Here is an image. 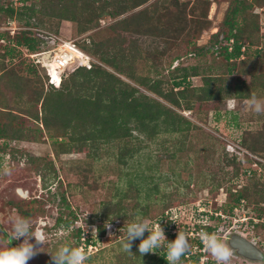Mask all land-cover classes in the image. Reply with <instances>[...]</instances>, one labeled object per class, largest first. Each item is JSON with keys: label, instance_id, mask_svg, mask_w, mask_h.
Wrapping results in <instances>:
<instances>
[{"label": "rangeland", "instance_id": "1", "mask_svg": "<svg viewBox=\"0 0 264 264\" xmlns=\"http://www.w3.org/2000/svg\"><path fill=\"white\" fill-rule=\"evenodd\" d=\"M8 1L16 8L20 7L19 9L30 4L28 1L23 5L19 0H0V4L5 6ZM194 1L178 0V3L187 5L184 9L182 6L175 8L174 0H160L158 16H161L148 27L154 29L153 36L130 34L129 31L110 27L136 13L137 9L115 18L104 16L94 29L83 34L77 33L78 26L75 23L58 19H51L48 24L40 27L34 26L47 34L76 43L80 51L98 64V59L85 52L81 46L88 45L91 39L99 43L119 34L127 41L134 40L139 47V57L143 58L136 60L134 66L137 77L144 80L149 78L152 82L164 81L171 63L172 67L179 65L188 69L195 68L200 76L189 78L191 86H202L201 77H220L222 83H218L216 87L222 88L223 96L208 103L193 98L191 103L194 105L190 110L171 106L195 126L189 132H164L152 141L140 135L137 139L103 145L102 151L97 155L90 154L87 158L85 153L63 152L62 147L55 145L50 134L41 128L40 122H31L24 116L25 123L20 130L27 132L30 129L29 139L0 140V225L15 241V246L22 243L23 238L15 240L12 234V221L20 215L9 203L21 199H36L32 207L27 203L20 206L24 205L25 209L34 208V211L31 210L35 212L31 221L33 229L42 228L48 234V242L27 264H54L49 253L55 252L60 246H73L75 240L72 232L77 228L81 230L79 247L85 249L89 258L85 264H120L125 252L135 257L137 264H167L163 255L166 243L154 249L155 254L140 255L139 259L135 256L139 239L133 242L131 253L124 250L126 226L137 216L147 219L150 228L153 224L160 223L167 239L170 235L174 236L172 241L176 239L178 232H183L188 236L189 243H193L191 240L205 231L200 226L211 227L212 233L217 234L231 252L229 264H264V261H249L238 256L227 244L230 235L240 234L264 254V229L259 224L255 225L259 211L264 212V111L256 113L245 104L246 100L255 96L264 105V7L253 6L252 13L259 15V31L250 39L252 42L249 41V48L243 57L234 62L232 73L226 75L223 58L213 53L215 47L211 45L218 37L221 39L224 20L233 10L234 2L206 0L207 19L211 25L198 35H188L186 31L192 27V20L200 17L204 9L203 3ZM8 22L4 13L0 12V33L9 32L14 35L21 29H27L23 25L24 19L21 23ZM160 27L167 30V36H157ZM0 42L5 44V40ZM38 44V50L40 47V51L46 48ZM39 53L41 52L30 57L44 61L45 58ZM176 57L180 59L176 60ZM0 63L6 69L12 65L26 68L28 61L25 63L22 58L0 57ZM102 66L113 72L109 67ZM35 69L37 75L44 78L46 71L42 69V65ZM70 72L72 71L63 72L62 78ZM51 74L55 77L53 71ZM117 76L137 87L125 77ZM55 81L56 78L53 82ZM236 86L242 89V98L225 95L228 87L234 90ZM162 87L170 88V80ZM140 91L145 92L141 87ZM147 94L166 105L156 95ZM230 98L236 101L232 108L227 104ZM12 101L7 103L13 106ZM17 102L22 109L30 107L24 98ZM183 134L187 137H183ZM64 141L67 142L68 139L65 138ZM131 141L133 146L137 145L138 151L127 164H120L119 147ZM250 148L256 151L252 152ZM172 153L173 158L170 157ZM233 158H236L234 162ZM130 180L133 186L129 185ZM214 180L220 182L218 189H215ZM254 180L261 184L260 192L245 198L229 214L224 208L225 204L232 203L235 195L243 189L253 191ZM63 193L69 208L62 211H73L77 220L68 230H45V227L49 228L54 224V219L61 210L60 198ZM123 193L127 195L121 203L124 219L118 221L120 224L104 219L100 214L104 203H116L117 195ZM135 204L138 206L134 211ZM41 211L43 212L40 214ZM167 219L171 222L166 226ZM106 222L111 223V235L104 227ZM86 226L88 232L84 234ZM93 226L104 228V234L100 236L97 232L91 235ZM147 236L146 231L144 238ZM86 240L90 242L86 244ZM30 242L35 243L34 239ZM10 243L11 240L3 238L0 233V249L9 247ZM204 251V246L202 249L196 245L191 246L187 256L179 264H192L191 256L194 257L198 252L216 264L215 259ZM203 260L201 258V264Z\"/></svg>", "mask_w": 264, "mask_h": 264}, {"label": "trees", "instance_id": "2", "mask_svg": "<svg viewBox=\"0 0 264 264\" xmlns=\"http://www.w3.org/2000/svg\"><path fill=\"white\" fill-rule=\"evenodd\" d=\"M28 1L30 4L23 9L14 7L10 1L5 6L0 4V12L4 13L9 22L21 23L24 19L23 25L27 28L19 30L14 35L9 32L0 33V40H5L4 45L0 42L2 50L0 57L22 58L25 63L28 61L26 68L12 65L6 69L0 63V140L29 139L31 130L28 129L27 132L20 130L25 123L23 117L27 116L31 122H40L41 128L50 134L49 137L54 139L55 145L62 147L63 152L85 153L87 158L90 154L97 155L102 151L101 146L103 145L137 139L140 135L152 141L158 134L164 132H189L195 126L173 108L190 110L194 105L191 103L193 98L199 102L208 103L217 101L223 96L222 88L216 87L218 83H222L220 77H201L202 86L192 87L189 78L200 76L195 68L188 69L179 67V65L172 67L171 63L164 81L152 82L149 78L144 80L137 77L134 66L136 60L143 58L139 57V47L134 40L127 41L119 34L99 43L91 39L88 45H82L81 48L96 57L100 63L90 62L87 66L74 68L61 79L59 86L55 87L48 83V76L45 72L44 78L37 75L35 67L40 65V58L30 57L34 53L41 52V47L38 50V43L42 45L48 42L49 46L55 43L49 34L41 31L40 28H35L36 26L40 27L48 24L51 19H58L75 23L78 26L77 33L83 34L94 29L104 16L115 18L137 9L136 13L110 27L129 31L130 34L153 36L154 29L148 27L161 16H158L160 0H19L23 5ZM195 1L203 3L204 9L200 17L192 20V27L190 26V29L186 31L188 35L191 33L198 35L211 25L207 19L208 3L206 0ZM233 2V10L223 23L224 33L222 32L221 39L218 37L211 45L215 47L213 53L223 58L226 75L232 73L234 62L243 57L249 48L250 39L259 31V15L252 13L253 6L264 7V0H233ZM173 5L175 8L182 6L185 9L187 7L183 3H178V0H174ZM158 30L157 36H167V30L161 27ZM183 32L184 30L181 31ZM178 59L180 57H176V60ZM102 64L112 69L114 73L106 70ZM42 69L44 70L43 67ZM23 71L25 73H22ZM116 74L132 81L137 87L128 84ZM169 80L170 88L162 87ZM140 87L145 92L162 99L166 105L151 98L147 92L140 91ZM229 87L225 91L226 96L234 95L242 98V89L239 86H236L234 90ZM21 98H24L30 107L22 109L17 102ZM9 100L13 102V106L7 103ZM37 130L42 132L38 127ZM183 137L187 136L183 134ZM65 138L68 139L67 142L64 141ZM128 144L119 147L118 161L120 164H127L138 151L137 145L133 146L132 141ZM250 150L256 151L251 148ZM170 157L173 158L174 153ZM234 159L236 158H233V162ZM130 182L131 180L129 185L133 186ZM215 182V189H218L220 182ZM252 186L253 191L243 189L235 195L232 203L225 204L224 208L229 214H232L234 208L240 206L245 198L260 192L261 184L258 181L254 180ZM125 196L127 195L124 193L117 195L116 203H104L101 216L114 223L122 221L125 213L121 203ZM35 200L21 199V201H10L9 204L19 213L20 217L27 218L31 222L35 213L34 208L25 209L24 205L20 206V204L27 203L26 205L32 207ZM60 201L61 210L54 219V224L49 228L45 227V230H68L77 220L73 211L67 213L62 211L69 208L64 193L61 194ZM137 206L135 204L134 211ZM110 211L112 213L108 214L107 212ZM263 213L262 210L259 211L255 225L259 224V227L264 229ZM170 222V219H167L166 226ZM200 227L209 234L213 232L211 227L205 225ZM97 229L98 234L102 236L105 229L101 227ZM0 233L3 238L11 240L9 247H15V241L1 225ZM72 233H74L75 244L64 246L79 247L80 228ZM173 238L174 236L170 235L167 240L172 242ZM192 241L191 246L196 245L198 248H203L199 237ZM85 242L88 244L90 241ZM124 255V260L120 264H137L135 257L129 256L126 252ZM163 255L166 256V251ZM135 256L138 259L140 257L138 248ZM184 256L181 259H184ZM201 258L204 259L202 264H215L212 259H205L201 252L196 253L194 257L191 256L193 259L191 263L201 264Z\"/></svg>", "mask_w": 264, "mask_h": 264}, {"label": "clouds", "instance_id": "3", "mask_svg": "<svg viewBox=\"0 0 264 264\" xmlns=\"http://www.w3.org/2000/svg\"><path fill=\"white\" fill-rule=\"evenodd\" d=\"M227 104L229 108H232L236 101L230 98ZM245 104L256 113L264 111V105L255 96H251L245 101ZM149 223L147 219L137 216L135 220L127 224L123 243L124 250L131 253L133 242L139 239L138 252L143 256L148 253H154V249L160 248L166 243V256L164 258L167 264H179L181 257L186 255L191 248L188 236L183 232H178L176 239L169 242L160 223L153 224L151 228ZM104 227L109 230L111 235V223L106 222ZM146 231L148 236L144 238ZM87 232L88 227L86 226L84 234ZM97 232L98 229L93 226L91 235L97 234ZM12 234L15 240L23 238V241L15 247L10 246L0 249V264H27L30 259L41 252L40 249L48 242V234L42 228L33 229L29 219L19 216L12 221ZM199 238L205 251L215 259L216 264H229L231 252L218 238L217 234L201 231ZM33 239L35 243L30 242ZM49 256L54 264H85L88 259L83 247L60 246L55 252L49 253Z\"/></svg>", "mask_w": 264, "mask_h": 264}, {"label": "built area", "instance_id": "4", "mask_svg": "<svg viewBox=\"0 0 264 264\" xmlns=\"http://www.w3.org/2000/svg\"><path fill=\"white\" fill-rule=\"evenodd\" d=\"M49 36L55 40V43H51V46L48 45V42L42 44L46 48L39 55L41 57L43 56L42 58H45L47 61L41 60L42 67H44L46 75L48 76V83L58 87L63 72L72 71L78 66H87L92 62V59L80 51L76 43L60 39L51 34ZM51 71H53L55 77L51 75ZM55 78L57 81L53 82Z\"/></svg>", "mask_w": 264, "mask_h": 264}, {"label": "water", "instance_id": "5", "mask_svg": "<svg viewBox=\"0 0 264 264\" xmlns=\"http://www.w3.org/2000/svg\"><path fill=\"white\" fill-rule=\"evenodd\" d=\"M227 244L238 256L249 261H264L263 252L243 235L232 234L227 240Z\"/></svg>", "mask_w": 264, "mask_h": 264}, {"label": "bare ground", "instance_id": "6", "mask_svg": "<svg viewBox=\"0 0 264 264\" xmlns=\"http://www.w3.org/2000/svg\"><path fill=\"white\" fill-rule=\"evenodd\" d=\"M37 58V57H36ZM46 62V61H45ZM40 64L42 65V61L40 60ZM54 74V73H53ZM52 75V74H51ZM55 76V75H54Z\"/></svg>", "mask_w": 264, "mask_h": 264}]
</instances>
